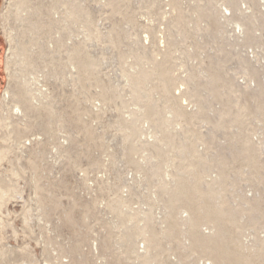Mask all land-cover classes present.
Instances as JSON below:
<instances>
[{"label": "rangeland", "instance_id": "1", "mask_svg": "<svg viewBox=\"0 0 264 264\" xmlns=\"http://www.w3.org/2000/svg\"><path fill=\"white\" fill-rule=\"evenodd\" d=\"M230 1L0 0V264H264V0Z\"/></svg>", "mask_w": 264, "mask_h": 264}, {"label": "bare ground", "instance_id": "2", "mask_svg": "<svg viewBox=\"0 0 264 264\" xmlns=\"http://www.w3.org/2000/svg\"><path fill=\"white\" fill-rule=\"evenodd\" d=\"M230 2H234L233 0H231ZM18 3V2H17ZM19 7V6H18ZM18 9H20V8H18ZM225 9H227V8H225ZM20 11H22L21 9H20ZM18 13H19V11H18ZM26 13V12H25ZM22 14V13H21ZM20 19V18H19ZM21 20V19H20ZM239 25V24H238ZM237 25V26H238ZM33 29H34V26H33ZM33 31V30H32ZM30 33H32L33 34V32H30ZM40 42V41H39ZM34 43V42H33ZM18 47V46H17ZM30 49V48H29ZM31 73V72H30ZM31 76H33V75H36V73H31L30 74ZM26 76H29L28 74L26 75ZM22 77H24V75L22 76ZM35 77H37V76H35ZM29 78H30V76H29ZM28 77L27 78H22V79H24V80H20L23 84H24V82L23 81H27V82H25V85L24 86H22V87H24V88H22V89H24V90H21V92L20 93H22V96L23 97H29V95H31V99H36L34 96H33V94H34V92L32 91L33 89H31V87L32 88H34L35 86H37V82H38V80L39 79H37V82H35V84L33 83L34 82V80L32 81H29L30 79H29ZM32 78V77H31ZM28 79V80H27ZM35 85V86H32V85ZM10 86V85H9ZM40 86H42V85H40ZM10 88V87H9ZM9 88H7L6 89V91L4 92V94L2 95V101H3V103H4V108H3V110L5 111V112H7V118L8 119H11L10 117H9V115H8V113H11L10 112V110H8L9 108V105H8V103L9 102H11V105H10V108L12 109V111L15 113V115L16 116H19V118L21 117H23V119H24V117H25V114H23V112H22V110H21V107H20V103L22 104V102H20L16 97H15V94L13 93V92H11L10 90H9ZM36 88V90L38 89V88H40V87H35ZM11 89V88H10ZM41 90H42V88H40ZM40 89H39V91H40ZM38 91V90H37ZM33 92V94H31ZM30 93V94H29ZM40 93H41V91H40ZM42 93H43V91H42ZM41 93V94H42ZM38 94V93H37ZM45 95L47 94V93H44ZM44 94H43V97H45L44 96ZM35 96H37V95H35ZM37 98H40V97H37ZM44 99V98H43ZM29 100V99H28ZM39 100H41V99H39ZM37 101V102H40V101ZM27 102V101H26ZM29 102H31V101H29ZM33 104H35L34 102H33ZM40 105H41V103H40ZM42 105H44V104H42ZM41 105V106H42ZM38 106V105H37ZM28 107V106H27ZM36 107V106H35ZM30 108V107H29ZM22 109H24V108H22ZM38 109V108H37ZM24 111V110H23ZM12 116H13V114H11ZM10 115V116H11ZM29 117V116H28ZM14 119H15V117H14ZM1 120H5V119H2V118H0V121ZM19 120V119H18ZM28 123V122H27ZM26 124V123H25ZM5 127V126H4ZM0 140H5V139H3V135H1L0 134ZM3 147L2 146H0V153L2 152V149ZM9 189V188H8ZM214 188L213 187H209L208 188V190H210V191H212ZM6 196H7V191L6 190H3L2 189V187H0V209H2L4 206V203H5V198H6ZM219 199V198H218ZM217 199V200H218ZM6 204V203H5ZM224 215V213L222 214V216ZM219 232V236L218 237H216V238H213V239H211V242H217L220 238H223L222 237V234H223V232H225L224 230L222 231V228H221V230H219L218 231ZM224 235V234H223ZM204 242V241H203ZM209 244H210V242L209 243H205V246L204 245H201V246H203L204 247V249L205 248H208V246H209ZM216 247L218 246V244H216L215 245Z\"/></svg>", "mask_w": 264, "mask_h": 264}, {"label": "built area", "instance_id": "3", "mask_svg": "<svg viewBox=\"0 0 264 264\" xmlns=\"http://www.w3.org/2000/svg\"><path fill=\"white\" fill-rule=\"evenodd\" d=\"M11 251L10 250H8V253H10ZM8 253H7V255H8ZM12 255H13V253H12Z\"/></svg>", "mask_w": 264, "mask_h": 264}]
</instances>
